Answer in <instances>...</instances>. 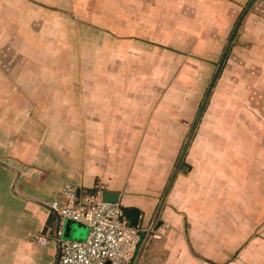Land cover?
I'll return each instance as SVG.
<instances>
[{
    "label": "crops",
    "instance_id": "obj_1",
    "mask_svg": "<svg viewBox=\"0 0 264 264\" xmlns=\"http://www.w3.org/2000/svg\"><path fill=\"white\" fill-rule=\"evenodd\" d=\"M244 1L0 0V264H57L61 239L87 237L86 223L51 209L65 183L116 193L147 228L130 264H264V73L233 80L261 104L234 112L244 137L192 136L166 193L196 103L177 87L220 58L216 82ZM157 214L161 238L141 250Z\"/></svg>",
    "mask_w": 264,
    "mask_h": 264
},
{
    "label": "rangeland",
    "instance_id": "obj_2",
    "mask_svg": "<svg viewBox=\"0 0 264 264\" xmlns=\"http://www.w3.org/2000/svg\"><path fill=\"white\" fill-rule=\"evenodd\" d=\"M250 0H245L242 4V10L239 15L236 17V22L231 30V34L227 40V43L230 42V48L226 53L225 61L221 66V70L217 74V80L214 84V87L211 91L210 97L208 102L205 105V108L201 110L204 99L210 89L212 81L214 77H216V71L218 64L220 63V58L218 59L216 66L214 69H211L208 72V77H205L204 74H194L193 79L190 78L184 79L183 86H178L176 93L182 95L184 98H192L196 103L193 110V117L190 118L188 121H184L186 123L188 129L186 133H183L181 144L178 151V157L185 145V141L189 136L191 129L194 127V135L193 138H199V140H209L211 143H218V142H225L233 141L238 137V141L240 138L244 137V135H240L238 125L241 124V121L245 120L244 118H235L234 112H237V115L240 110H256L259 109V103H256L254 95H248V86L242 87H235L232 86L233 80L236 77L241 78H249L261 76L264 73V66L263 63L258 60L255 55V52H259L260 49H264V40L261 38L260 31L264 28V0H255V2L251 5L248 9V3ZM70 6H65V13L67 20L72 18L73 10H70ZM88 6H83V9H87ZM105 12V9H102ZM251 16H247L248 14ZM255 16V20L253 16ZM248 17V18H247ZM249 20L250 24L256 27V31L249 32L247 34H243L245 27V20ZM73 21V20H72ZM240 21V23H239ZM74 26L76 25L75 21ZM239 23V27L233 32L234 27ZM73 25V23L71 22ZM71 24L67 23V29L71 28ZM105 25V24H104ZM251 28V27H250ZM51 30V34H55V30ZM51 35V36H52ZM57 35V34H55ZM57 39V38H56ZM45 40V39H44ZM70 41L73 44V37L71 35ZM52 42V40H51ZM226 43V44H227ZM242 47L243 50H250L254 52L250 57L253 61H248L245 58V52L240 49ZM264 52V51H261ZM224 55V53H223ZM222 55V56H223ZM221 57V55H220ZM264 61V60H263ZM237 67L240 73L236 74L234 72V67ZM261 68H260V67ZM260 68V69H259ZM226 73V75H225ZM251 73V75H250ZM225 76L227 79H225ZM222 79V80H221ZM221 80V82H220ZM169 85L162 87V93L164 94L165 91L168 92ZM241 89V102L240 105L237 107L235 106V91H239ZM186 109L185 104L183 106L179 105V112H184ZM201 110V111H200ZM199 112H202V115L196 123L197 115ZM221 115V117H217ZM180 118V117H179ZM188 122V123H187ZM196 123V124H195ZM226 127L227 129L231 130V134L227 133L225 135H219V133H215L217 131L216 127ZM238 133V134H236ZM226 136V140L223 138ZM260 136V135H259ZM261 138L264 142V135H261ZM195 139V140H196ZM188 155V154H187ZM189 157V155H188ZM187 159L184 157L182 162L183 165L186 166L187 163H184ZM245 171V170H244ZM244 175L246 173H243ZM264 176V175H263ZM260 187L264 191V181L260 183ZM257 193L256 190H252V193Z\"/></svg>",
    "mask_w": 264,
    "mask_h": 264
},
{
    "label": "built area",
    "instance_id": "obj_3",
    "mask_svg": "<svg viewBox=\"0 0 264 264\" xmlns=\"http://www.w3.org/2000/svg\"><path fill=\"white\" fill-rule=\"evenodd\" d=\"M63 202L54 201L51 209L60 219H71L88 225L83 240L61 239L57 264H130L146 231L141 223H130L120 201L105 200L103 189L81 195L78 186L65 183ZM150 238L160 239L161 233L151 229ZM60 233V230H58ZM47 243V237L33 235Z\"/></svg>",
    "mask_w": 264,
    "mask_h": 264
},
{
    "label": "water",
    "instance_id": "obj_4",
    "mask_svg": "<svg viewBox=\"0 0 264 264\" xmlns=\"http://www.w3.org/2000/svg\"><path fill=\"white\" fill-rule=\"evenodd\" d=\"M252 1H254V0H252ZM251 4H252V3H250V5H248V7H247L248 9L250 8ZM215 79H216V78H215ZM215 79H214V82H215ZM211 88H212V87H211ZM207 100H208V97L205 99L204 104L202 105V106H203L202 108H204V106H205ZM199 116H200V113H199ZM198 119H199V118H197V121H198ZM197 121H196V122H197ZM193 130H194V129H193ZM192 136H193V131L190 133V135H189V137H188V141H187L185 147L183 148V150H182V152H181V154H180V157H179V159H178L177 165H176V167H175V169H174V172H173V174H172V176H171V179H170V182H169V185H168V188H167L166 193H168V191H169L170 187L172 186L173 181H174V179H175V177H176V174H177L179 168H180L181 165H182V162H183L184 156H185V154H186V150H187L188 144H189V142H190ZM107 193H108V192H107ZM104 198H105V200H109V201H118V199H117V194H116V193H112V194H111V193H108V194L104 195ZM158 215H159V214H157L156 218L154 219L153 224L151 225V229L154 228V226H155V224H156V222H157V219H158ZM150 234H151V232H149V233L147 234V237H146V239H145V241H144V243H143V246H142V249H141V250H143V248H144V246H145V243L147 242V240H148ZM136 264H137V261H136Z\"/></svg>",
    "mask_w": 264,
    "mask_h": 264
}]
</instances>
